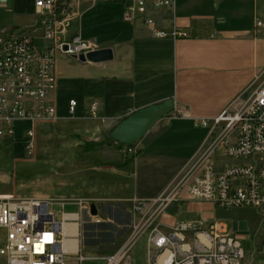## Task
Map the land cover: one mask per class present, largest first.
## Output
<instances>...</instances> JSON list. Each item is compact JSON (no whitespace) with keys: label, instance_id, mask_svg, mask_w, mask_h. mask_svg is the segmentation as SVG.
<instances>
[{"label":"crops","instance_id":"0c3cea01","mask_svg":"<svg viewBox=\"0 0 264 264\" xmlns=\"http://www.w3.org/2000/svg\"><path fill=\"white\" fill-rule=\"evenodd\" d=\"M4 1L0 11L10 16L0 25V34L38 26L36 0ZM74 4L73 10L68 6L59 10L60 15L71 17L60 40L81 35L101 49L111 48L114 58L84 63L95 69L93 97L83 106L77 101L72 116H61L58 110L56 120L37 124L32 155L24 141L27 156L19 161L38 164L46 172L41 188L27 196L16 190L0 192V200H42L53 208L57 204L75 208L63 211L66 242L75 236L66 225L82 226L87 215L93 216L87 210L92 204L100 213L108 205L129 206L132 213L134 199H153L181 185L177 201L162 216L166 226L198 219L212 224L222 209L191 199L187 189L199 173L200 151L214 118L264 82V27L257 25L264 23V0H176L174 9L149 5L147 14L132 22L123 18L125 0H76ZM146 16L159 29L177 28L187 36L153 38ZM57 71L58 67V76ZM171 98L175 111L133 145L135 154L111 138L120 120ZM93 103L97 104L95 115L90 113ZM203 120H208L207 126ZM17 137L25 138L23 128L17 129L14 138H0ZM13 181L16 184L15 176ZM144 245L149 264L146 240Z\"/></svg>","mask_w":264,"mask_h":264},{"label":"built area","instance_id":"2783aa9c","mask_svg":"<svg viewBox=\"0 0 264 264\" xmlns=\"http://www.w3.org/2000/svg\"><path fill=\"white\" fill-rule=\"evenodd\" d=\"M75 1L36 0L40 15L38 26L0 34V137L14 138L17 129L23 128L29 155L35 148L36 125L57 118L54 91L59 54L80 56L101 49L81 35L60 40V35L67 32L71 17L60 15L59 10L68 5L74 8ZM125 2L123 18L129 22L138 15L145 16L149 5L155 9L176 6V0ZM4 3L0 0V5ZM144 21L153 38L187 36L177 28L159 29L149 16ZM257 25L264 27L262 21ZM34 32L41 35L40 45ZM77 105L75 99L69 101L70 114L75 113ZM96 111L97 104L93 103L91 115ZM202 124L207 126L208 120H203ZM219 148L223 157L251 159V162L217 169L211 158ZM203 149L199 173L187 189L189 197L220 209L252 208L264 212V82L241 94L214 118ZM127 153L135 154L136 150ZM181 187L178 185L153 199H134L132 231L113 254L86 253L79 224L70 240L75 241L76 246L67 249L63 229L67 217L63 214L64 219L56 221L53 204L47 201L0 200V256L6 264H83L88 261L126 264L132 249L145 238L149 264H244L246 250L242 240L230 231L226 222L206 225L204 219H198L171 227L160 222L177 201ZM87 210L90 214V207Z\"/></svg>","mask_w":264,"mask_h":264},{"label":"rangeland","instance_id":"374dc122","mask_svg":"<svg viewBox=\"0 0 264 264\" xmlns=\"http://www.w3.org/2000/svg\"><path fill=\"white\" fill-rule=\"evenodd\" d=\"M68 6L70 10H73L71 5ZM9 16L10 14L7 12L0 11V25H3ZM36 38L40 45V36ZM57 67L58 76L54 94L59 114L64 117L72 116L68 112L70 99H75L83 106L86 99L90 100L95 93L91 77L95 69L89 64L79 62L62 53L57 58ZM79 110L80 108H78L76 116L80 113ZM24 141V137H17L16 140L0 138V192L14 193L16 190L20 196H27L41 188L40 180L42 181L41 178L45 177L46 172L41 170L38 164L19 161L27 156ZM203 151L204 149L200 153ZM215 160L217 169H221L225 165L251 162V159L238 160L223 157L222 149L218 150ZM13 176L17 179L16 184L13 181ZM69 209L75 208H63L60 204L55 205V220L59 222L62 219L63 211ZM205 211H208L207 208ZM215 220L226 222L230 231L244 240L246 246L244 264H264V212H258L252 208L222 209L221 213L211 219L212 222ZM133 221L130 207L124 205L104 206L102 213L98 212L96 216L92 217L87 215L81 226L83 250L89 254L115 253L129 237ZM160 222L164 226L167 224L164 218H161ZM144 242L145 238H142L132 249L126 264H147ZM73 261L75 260L73 259ZM0 264H6L5 259L1 256ZM83 264H102V262L88 261Z\"/></svg>","mask_w":264,"mask_h":264},{"label":"water","instance_id":"95a60500","mask_svg":"<svg viewBox=\"0 0 264 264\" xmlns=\"http://www.w3.org/2000/svg\"><path fill=\"white\" fill-rule=\"evenodd\" d=\"M71 58L83 63L100 64L113 60L114 54L111 48H103L89 52L87 55H73ZM174 111L175 101L173 98L141 108L120 120L113 127L110 136L122 145L137 144L159 120ZM90 213L93 216L98 214L95 204L90 206Z\"/></svg>","mask_w":264,"mask_h":264},{"label":"bare ground","instance_id":"6f19581e","mask_svg":"<svg viewBox=\"0 0 264 264\" xmlns=\"http://www.w3.org/2000/svg\"><path fill=\"white\" fill-rule=\"evenodd\" d=\"M133 145H125L127 147L128 152L135 150V148H133ZM65 229L67 230L68 233L75 235V233L77 231V225L76 224H67ZM70 239H69V241L65 242V247L67 249H73L76 246V242L75 241H70ZM161 259H164V258L162 257Z\"/></svg>","mask_w":264,"mask_h":264}]
</instances>
